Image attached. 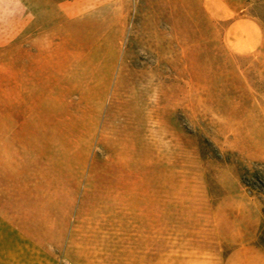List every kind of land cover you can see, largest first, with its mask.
<instances>
[{"label":"rangeland","instance_id":"obj_1","mask_svg":"<svg viewBox=\"0 0 264 264\" xmlns=\"http://www.w3.org/2000/svg\"><path fill=\"white\" fill-rule=\"evenodd\" d=\"M263 212L264 0H0V264H226Z\"/></svg>","mask_w":264,"mask_h":264},{"label":"crops","instance_id":"obj_2","mask_svg":"<svg viewBox=\"0 0 264 264\" xmlns=\"http://www.w3.org/2000/svg\"><path fill=\"white\" fill-rule=\"evenodd\" d=\"M226 264H264V250L259 247H245L235 250Z\"/></svg>","mask_w":264,"mask_h":264},{"label":"trees","instance_id":"obj_3","mask_svg":"<svg viewBox=\"0 0 264 264\" xmlns=\"http://www.w3.org/2000/svg\"><path fill=\"white\" fill-rule=\"evenodd\" d=\"M256 180L261 181L260 179L258 180V178H256ZM244 183L246 184L245 181H244ZM259 244L264 248V227L261 229L260 234H259Z\"/></svg>","mask_w":264,"mask_h":264}]
</instances>
